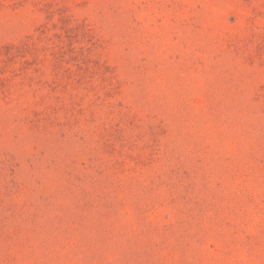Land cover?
I'll return each mask as SVG.
<instances>
[{"label":"rangeland","instance_id":"rangeland-1","mask_svg":"<svg viewBox=\"0 0 264 264\" xmlns=\"http://www.w3.org/2000/svg\"><path fill=\"white\" fill-rule=\"evenodd\" d=\"M0 264H264V0H0Z\"/></svg>","mask_w":264,"mask_h":264}]
</instances>
